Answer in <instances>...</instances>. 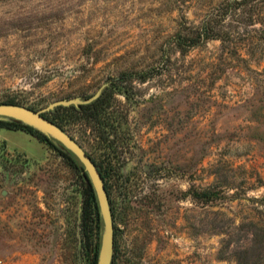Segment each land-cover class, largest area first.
Returning <instances> with one entry per match:
<instances>
[{"label":"rangeland","instance_id":"obj_1","mask_svg":"<svg viewBox=\"0 0 264 264\" xmlns=\"http://www.w3.org/2000/svg\"><path fill=\"white\" fill-rule=\"evenodd\" d=\"M229 1L0 0V104L38 111L149 76L107 96L95 131L69 132L111 184L109 264H264L248 225L264 227V28L251 9L229 42L172 48ZM48 139L60 151L0 127V264H91L81 165Z\"/></svg>","mask_w":264,"mask_h":264},{"label":"trees","instance_id":"obj_2","mask_svg":"<svg viewBox=\"0 0 264 264\" xmlns=\"http://www.w3.org/2000/svg\"><path fill=\"white\" fill-rule=\"evenodd\" d=\"M251 9L255 10L256 13L254 14L256 17L254 21H257L260 26L262 25L264 28V0H230L227 2L225 7L222 8L213 18L210 16H206L203 18L202 22L196 27L191 28L188 30V33L184 34H176L174 41H172V48L175 52L180 53L183 55L190 49H193L200 44L206 43L209 40H218L222 44L225 42H229L228 38H225L227 34V29L229 24L236 23L239 24L237 19H240V16L246 15V12L251 13ZM249 14L248 16H250ZM216 20L214 21V18ZM136 77L131 76L130 73H122L120 74L115 80L106 86L100 96L90 104L81 105L78 107H57L53 111L43 114V117L56 125L62 131L67 133L72 139L74 138L71 135L72 132L74 133L73 129L75 126L85 125L90 130L95 131L96 125H98V121L101 119L106 120V109H107V96L115 91H123L124 85L126 83H131L132 81H139L145 82L149 76L144 74L143 72H138L135 74ZM125 93V92H123ZM11 104V103H5ZM0 127L8 129V130H23L30 135L34 136L36 139L44 141L50 144V140L39 133L38 131L32 129L31 127L25 126L20 122L7 120L2 121L0 120ZM103 127L101 126V129ZM103 130V129H102ZM105 140V138H103ZM53 145V144H50ZM55 147L56 146H52ZM58 150V149H57ZM60 151V150H58ZM62 152V151H61ZM87 154V153H86ZM88 155V154H87ZM89 156V155H88ZM91 158V157H90ZM92 162L94 163L93 159L91 158ZM97 168V165L94 163ZM81 174H82V167H79ZM98 173L100 174L103 182L105 191L107 193L109 199V191L111 184H109L106 180L105 175L103 174L100 169H97ZM104 171H109V168H104ZM82 177L86 181V188L84 192V200H83V207H82V216H81V237H82V245L83 250L87 254H91V264L96 263L97 252H98V242H99V233H100V219L98 216L97 205L94 197V193L92 188L87 180V178L82 174ZM194 195L192 196L195 198ZM200 198L206 199L203 201H208V197H212L214 195L213 192L207 190L203 191L200 194ZM262 204L264 207V198L260 199L259 201H255V203ZM205 203V202H202ZM259 227H256V225ZM248 225L252 226L254 230H252V236H255L253 242L257 240L258 242L262 243L261 249L264 248V227L260 226L258 222L249 221ZM252 228V229H253ZM258 233V234H257ZM264 253V250H263ZM264 255V254H262ZM238 264H258L257 262H238Z\"/></svg>","mask_w":264,"mask_h":264},{"label":"water","instance_id":"obj_3","mask_svg":"<svg viewBox=\"0 0 264 264\" xmlns=\"http://www.w3.org/2000/svg\"><path fill=\"white\" fill-rule=\"evenodd\" d=\"M104 88L94 96L84 100H60L50 103L38 111H31L12 104H0V117L16 120L38 131L45 137L53 139L80 163L82 174L87 178L94 193L98 216L101 221V234L95 264H109L113 249V226L104 182L90 156L67 133L45 119L43 114L51 112L57 107H78L90 104L100 96Z\"/></svg>","mask_w":264,"mask_h":264}]
</instances>
